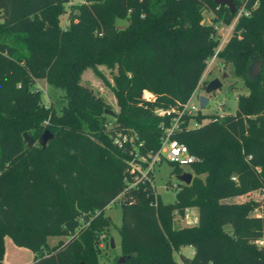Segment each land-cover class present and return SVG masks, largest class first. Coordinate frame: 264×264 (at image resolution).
<instances>
[{"label":"trees","instance_id":"trees-1","mask_svg":"<svg viewBox=\"0 0 264 264\" xmlns=\"http://www.w3.org/2000/svg\"><path fill=\"white\" fill-rule=\"evenodd\" d=\"M69 2L0 0V264L4 235L34 254L30 264H99L97 234L111 223L102 210L133 180L134 153H156L175 115L155 110L180 109L193 96L220 42L203 12L225 25L235 16L213 0H84L69 6L62 28ZM235 4L251 10L217 57L248 92L238 95L234 114L184 116L171 138L197 159L192 181L180 183L169 204L149 183L131 190L138 200L121 203L125 260L116 264H264V214L252 213L261 202L225 201L264 191V0ZM254 61L261 66L252 77ZM97 65L112 73L118 111L110 126L106 102L80 83L82 71ZM43 79L63 91L58 113L33 88ZM45 129L52 138L42 147ZM118 133L137 137L119 147ZM188 207L197 222L175 228L173 212L184 216ZM48 236L68 238L50 247ZM186 246L192 255L182 254Z\"/></svg>","mask_w":264,"mask_h":264},{"label":"rangeland","instance_id":"rangeland-1","mask_svg":"<svg viewBox=\"0 0 264 264\" xmlns=\"http://www.w3.org/2000/svg\"><path fill=\"white\" fill-rule=\"evenodd\" d=\"M84 0H70V2L65 6L67 11L62 14L59 19L60 26L65 28L69 22V6L76 5ZM242 3L244 0H234ZM234 2V4H235ZM236 5V4H235ZM253 8V7H252ZM247 11H250L246 8ZM213 14L211 11L203 12L202 23L214 24L215 30L218 35H226L228 31L227 25L223 24L221 21L214 23L212 21ZM127 21L117 19L116 25L118 28L122 29L126 26ZM231 33H228L227 39L229 40ZM226 44V43H225ZM257 61H254L250 72L255 68ZM115 71V70H113ZM112 71V72H113ZM204 73V72H203ZM111 71L102 65H97L94 69L86 68L82 71L80 75V83L87 88H89L93 94L100 95L107 104L105 110L112 113H105L107 125L110 126L114 123L115 117L112 116L113 113L118 111V105L115 95H113L111 87L113 86V78L111 77ZM200 84L194 91L191 97V103L196 104L199 107L198 101L201 95L208 97V102L205 106L199 109L203 114L210 117H219L226 114H234L236 112L237 97L240 94H246L248 91L243 84L242 79L233 74L230 66L223 65L222 60L218 58L216 62L202 74ZM220 78L222 81V86L218 90L211 94H205L204 87L208 81L214 78ZM33 88L38 90L40 97H42V104L45 106H51L56 113L59 112L61 105L64 102L63 91H60L52 86H50L45 79L35 80L33 83ZM148 96V95H146ZM208 118L202 119L201 122H206ZM196 121L191 119L188 122V126H195ZM172 166L169 163H163L153 172L150 181H152V186L155 189V193L159 196L164 204H169L175 200V192L177 191L179 180L176 179V175L171 172ZM190 172L192 178L194 176L190 167L185 166L182 172ZM192 180V179H191ZM183 184V183H182ZM132 189H126L116 197V200L104 208L101 212L102 216L108 217L111 223L106 227V230H101L98 233V246L100 248V255L98 257L99 264H116L118 259L123 256L120 252L121 244V234H119V228L121 225V203L122 202H134L137 201V196ZM249 200L260 201L261 204L254 210L253 215H263L264 214V191L260 189L252 190L243 195H238V197L232 199H226L227 202H244ZM173 222L175 228L187 227L195 223L197 215V209L195 207H188L184 211V216L179 215L177 212H173ZM68 237H58V236H48L47 244L51 247L58 244L60 241H65ZM113 241V248L110 247V241ZM182 254L192 255L193 251L190 247H183L181 249ZM3 257L2 260L5 264H30L34 254L26 248L16 246L13 241L7 237L3 236ZM174 258L179 259V253L174 252Z\"/></svg>","mask_w":264,"mask_h":264},{"label":"built area","instance_id":"built-area-1","mask_svg":"<svg viewBox=\"0 0 264 264\" xmlns=\"http://www.w3.org/2000/svg\"><path fill=\"white\" fill-rule=\"evenodd\" d=\"M242 15H249V11L246 10L245 6L240 7L237 11L235 10V16L232 20V23L227 25V34L224 36L222 35V37L219 36L220 42L217 48L215 49L214 53L210 56L211 58L207 61L205 71H207L218 59L217 55L219 51L223 48L225 43L228 42V33H232L236 20ZM197 101L199 103V100ZM198 108L199 107L196 104L191 103L190 98L180 109L155 110L156 114L159 116H166V114L172 113H174L175 115L172 117V120L169 125L164 128V133L161 138L160 149L156 153L150 154V156H148L147 158L140 156L138 152H136L134 153L132 160L128 162L130 174L132 175L133 179L128 184V189L138 188L141 184L145 185L146 183H149L152 186V181H150V178L152 177L153 172L156 170V168L162 165L163 163L176 165L179 168L183 169L185 166L190 167L191 164L197 161L195 156L189 152L188 146L178 142L175 139H172L171 134L174 131L181 129L180 123L182 122L184 116L195 115L199 111ZM46 123L47 121L45 120L44 124ZM136 137L137 136L134 133L132 135L118 133L113 139V144L119 147H121L124 143H129L130 145H133ZM137 145L140 146L141 143H138ZM232 179L236 180L234 178ZM181 249L182 248H180V250Z\"/></svg>","mask_w":264,"mask_h":264},{"label":"water","instance_id":"water-1","mask_svg":"<svg viewBox=\"0 0 264 264\" xmlns=\"http://www.w3.org/2000/svg\"><path fill=\"white\" fill-rule=\"evenodd\" d=\"M214 4L215 5H219V6H227L229 8V11L231 14H233L236 10V7H235V4H234V0H213ZM261 66V62L260 61H257L256 62V65H255V68L252 70V72H250V74H252V77L254 76H257L258 74V71H259V68ZM222 86V81L220 80V78H214L210 81L207 82V84L205 85L204 87V92L205 94H211L213 93L214 91L218 90L219 87ZM208 102V97L207 96H204V95H201V97L199 98V109L203 108L205 106V104ZM105 112L107 113H112V112H109L107 110H105ZM52 138V134L50 133V131L46 130L42 133V135L39 136L38 138V142H39V145L44 147L45 146V143ZM22 139H23V142L25 143L26 147L27 146H31L33 144V140L32 138L26 133H23L22 134ZM176 179L179 180L180 183H183V184H190L191 183V179H192V175L190 172H182L180 174H177L176 175ZM110 247L113 248V241L111 239L110 241ZM125 260V257L124 256H121L117 262H123Z\"/></svg>","mask_w":264,"mask_h":264},{"label":"crops","instance_id":"crops-1","mask_svg":"<svg viewBox=\"0 0 264 264\" xmlns=\"http://www.w3.org/2000/svg\"><path fill=\"white\" fill-rule=\"evenodd\" d=\"M196 222H197V218H196V221H195V223H196ZM195 223H194V224H195ZM194 224H192V225H194ZM187 247H189V248H190V246H187ZM182 248H183V247H182Z\"/></svg>","mask_w":264,"mask_h":264}]
</instances>
